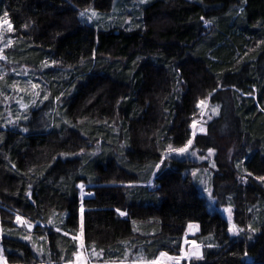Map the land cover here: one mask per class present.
<instances>
[{
	"label": "trees",
	"instance_id": "16d2710c",
	"mask_svg": "<svg viewBox=\"0 0 264 264\" xmlns=\"http://www.w3.org/2000/svg\"><path fill=\"white\" fill-rule=\"evenodd\" d=\"M116 1L0 0L6 58L40 70L47 97L11 125L0 79V256L69 264L83 245L149 261L180 255L195 225L203 255L174 264H264V0H151L133 26L82 20ZM205 100L218 114L193 135ZM189 139L215 150L213 195L239 234L210 210L189 160H163Z\"/></svg>",
	"mask_w": 264,
	"mask_h": 264
},
{
	"label": "rangeland",
	"instance_id": "374dc122",
	"mask_svg": "<svg viewBox=\"0 0 264 264\" xmlns=\"http://www.w3.org/2000/svg\"><path fill=\"white\" fill-rule=\"evenodd\" d=\"M150 1L151 0H117L109 13H103L91 8L83 10V15H81V17L83 21L93 23L101 28H106L108 26H133L142 21V8ZM9 24L11 25V28H9ZM12 32L13 25L11 21L7 17L0 20V79L6 80L3 87L5 89L1 92V98L6 108L4 112L8 123L16 126L31 109L36 108L40 103H42L46 97V92L44 91V78L40 70L12 63L6 58L5 51L13 42ZM203 102V104H201V102L199 103L200 113L198 118L192 124L193 135L205 131V126L208 121L218 114V106L212 105L208 100ZM212 150L211 154H209V150L202 154L199 150L193 147L192 143V145L189 146L188 151L184 154H177L176 152L170 153L168 149V152L165 154L163 160L168 156H177L185 158L193 164L190 171L191 175L197 181L198 187L203 196H205L210 210L221 213L228 221L230 234L237 235L243 231V229H240L234 220L233 208L231 206H219L213 195L211 178L213 173L216 171V164L214 159L215 150ZM161 163L159 164V167L161 166ZM193 173H195V175H193ZM243 177H246L245 173H243ZM244 180H246V178ZM89 194H91L90 191L83 186L81 188L82 199L87 197ZM17 217H20V219L18 220ZM15 220L18 227L26 232L23 235V239L28 241L32 246H36V253L41 255L42 249L38 246V241L42 242L43 240H37L36 238L38 237L32 234V232H34V225L28 222L27 218L22 215H16ZM251 231L253 230H247L249 234H251ZM196 232L197 227L192 225L183 238L182 251L178 256H171L162 252L164 255H161L162 253H160L155 259L148 261L146 259H134L128 249L127 255L123 259L108 261L105 260L102 251H87L84 249L83 245H81L78 253L74 257V260L69 264L179 263L181 260H188L195 256L201 257L203 255L202 252L204 245L201 242L199 243L196 240H192V237L196 234ZM2 233L3 231L0 229V236H2ZM0 264H7L6 257L4 255L0 256Z\"/></svg>",
	"mask_w": 264,
	"mask_h": 264
},
{
	"label": "snow or ice",
	"instance_id": "6c2138e0",
	"mask_svg": "<svg viewBox=\"0 0 264 264\" xmlns=\"http://www.w3.org/2000/svg\"><path fill=\"white\" fill-rule=\"evenodd\" d=\"M5 16H7V13H5L4 14ZM81 15H83V13L81 14ZM203 19V18H202ZM205 23L207 24L208 22L207 21H205ZM9 28H11V25L9 24ZM45 98H47V97H45ZM204 102L203 101H201V104H203ZM192 143H193V141L191 140V139H189L188 141H187V144L184 146V147H181V148H178V149H174V148H172L171 147V145L169 146V152L171 153V152H176L177 154H184V153H186L187 151H188V148H189V146H191L192 145ZM212 149H209V154H211L212 153ZM157 168H159V165H157ZM193 175H195V173H193ZM83 187V185H81V188ZM229 211H230V209H229ZM81 212H83V208H81ZM122 215H123V213H122ZM17 219L19 220L20 219V217H17ZM190 227H191V225H190ZM161 255H164V253H162Z\"/></svg>",
	"mask_w": 264,
	"mask_h": 264
}]
</instances>
